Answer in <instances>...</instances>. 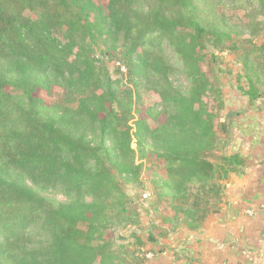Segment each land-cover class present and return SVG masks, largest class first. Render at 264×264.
I'll list each match as a JSON object with an SVG mask.
<instances>
[{
  "label": "trees",
  "instance_id": "obj_1",
  "mask_svg": "<svg viewBox=\"0 0 264 264\" xmlns=\"http://www.w3.org/2000/svg\"><path fill=\"white\" fill-rule=\"evenodd\" d=\"M226 4L264 12V0H0V264H145L107 232L135 223L118 179L139 178L136 152L155 209L162 203L172 213L162 222L172 232L198 230L218 212L223 183L245 164L238 153L210 160L230 140L231 118L202 69L216 59L208 47L239 55L245 83L237 89L250 102L264 96V40H243L216 17ZM97 43L101 59L92 50ZM106 59L132 83L153 84L162 123L150 128L147 116L157 118L148 109L129 125L139 112L130 91H120L124 74L116 68L121 77L112 80ZM177 74L184 92L170 80ZM52 87L63 90L53 105L33 96ZM48 190L67 201L46 198ZM114 211L125 217L117 224Z\"/></svg>",
  "mask_w": 264,
  "mask_h": 264
},
{
  "label": "crops",
  "instance_id": "obj_2",
  "mask_svg": "<svg viewBox=\"0 0 264 264\" xmlns=\"http://www.w3.org/2000/svg\"><path fill=\"white\" fill-rule=\"evenodd\" d=\"M222 90L225 148L243 158V172L223 183L218 212L198 230L169 233L150 264H264V96L250 102L234 86Z\"/></svg>",
  "mask_w": 264,
  "mask_h": 264
},
{
  "label": "rangeland",
  "instance_id": "obj_3",
  "mask_svg": "<svg viewBox=\"0 0 264 264\" xmlns=\"http://www.w3.org/2000/svg\"><path fill=\"white\" fill-rule=\"evenodd\" d=\"M216 17H223L226 25L229 28L235 29L238 33H242L241 38L243 40H248L249 38L253 39L256 42H262L264 40V12L262 14H255L253 16L252 13H248L242 9H238L229 4L219 5L217 9L214 11ZM251 15V16H250ZM250 16V17H248ZM92 50L95 52L96 58L101 59V50H103L100 43H97L92 46ZM209 54H214L215 62L212 63V69L209 66V58H207L203 65L202 69L205 71L214 85H216L217 89L219 88L222 94V89L226 87H238L245 83V80L242 78L240 74L242 71L240 70V65L236 61L235 53L227 54L225 52H220L218 50L212 49L210 46L208 47ZM164 56L167 62L170 64L175 63V58L173 54L169 51V49L164 48ZM115 61L112 60H104V66L107 69L108 74L112 77V80H116L121 76L116 73ZM126 72L123 75L122 83L120 86V91H124L125 89L130 91V100L132 111L138 110L139 113L133 114V119L129 122V125L133 127L134 122L139 117L147 116L148 109L150 112L157 118L155 120L151 116H147V125L150 128L156 127L157 124L162 123L164 121V117L160 115V99L153 89L152 83H146L142 79L135 80V84L129 81V77L126 75ZM240 76V77H239ZM216 78L218 80H216ZM174 87L178 88L182 92L187 89V82L183 76L177 74L170 78ZM239 81V82H238ZM223 84V86H222ZM33 96L42 101L44 105L50 106L57 102V100L63 97V90L59 87H52L50 90H38L36 89L33 93ZM204 102L208 105L209 108H214L216 106V100L213 96H207L204 99ZM222 114H225L223 111ZM223 115L220 113V118ZM222 142H225L226 139L224 137H220ZM131 148H136V143L133 140L131 144ZM228 154L226 148L222 145H218L215 151L212 153L210 160L213 162L219 161L221 156ZM135 164L142 163V171L139 178L136 180H131L129 182H125L124 180L118 179L121 184V189L124 195L131 201L129 208L132 209L133 216L130 219L134 220L135 223L129 224L125 227H117L113 226L110 228L108 232V236L116 239V246L119 245H129V257H133L134 254L139 253L144 255L145 264L152 263L154 258H158L157 251H160L161 244L164 242V239L167 238L169 233H173L179 229L184 227L176 228L175 231L172 232V225L170 224H162L166 216L171 217L172 213H167L163 211L164 204L160 203L159 208L155 209V198L150 196L146 200L142 199V193L148 192L150 194L153 193L152 188L153 184L151 183L150 177L148 176L145 168L147 165L144 163V160L140 161L138 159V153L136 152L134 157ZM48 199H51L55 202H65L67 199L58 191L48 190L42 193ZM142 201V202H141ZM167 213L168 215H166ZM118 211H114L111 214L112 224H117L119 220L125 218H117L116 215ZM152 235L154 242L147 241V237ZM134 236V237H133ZM136 238H139L140 243H142L141 247L137 244ZM157 243V244H155ZM117 250V247L114 248ZM150 254L151 257L147 258L146 255ZM129 258V259H130ZM131 260V259H130ZM159 263V262H158Z\"/></svg>",
  "mask_w": 264,
  "mask_h": 264
},
{
  "label": "built area",
  "instance_id": "obj_4",
  "mask_svg": "<svg viewBox=\"0 0 264 264\" xmlns=\"http://www.w3.org/2000/svg\"><path fill=\"white\" fill-rule=\"evenodd\" d=\"M115 66H116V68H118L119 69V71L121 72V73H125L126 72V70H125V68L123 67V66H121L119 63H115ZM151 195H150V193H148V192H143L142 193V199L143 200H146L147 198H149ZM248 214H251V212H247ZM146 257L148 258H150L151 257V255L150 254H147L146 255Z\"/></svg>",
  "mask_w": 264,
  "mask_h": 264
},
{
  "label": "water",
  "instance_id": "obj_5",
  "mask_svg": "<svg viewBox=\"0 0 264 264\" xmlns=\"http://www.w3.org/2000/svg\"><path fill=\"white\" fill-rule=\"evenodd\" d=\"M227 117H229V115H227Z\"/></svg>",
  "mask_w": 264,
  "mask_h": 264
}]
</instances>
